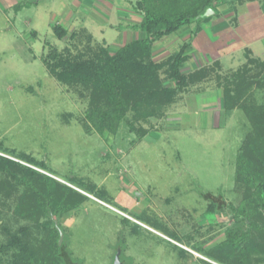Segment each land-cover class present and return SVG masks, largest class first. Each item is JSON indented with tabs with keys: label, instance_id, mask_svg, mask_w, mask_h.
<instances>
[{
	"label": "rangeland",
	"instance_id": "374dc122",
	"mask_svg": "<svg viewBox=\"0 0 264 264\" xmlns=\"http://www.w3.org/2000/svg\"><path fill=\"white\" fill-rule=\"evenodd\" d=\"M137 1L0 0V143L43 161L45 168L13 156L15 161L88 197L58 222L74 264H113L117 249L126 264H220L205 251L219 244L227 229L239 232L247 226L227 207L209 221L210 203L203 195L239 207L244 198V186L234 180L239 151L250 155L253 169H259L254 149L264 159V135L243 110L218 115L221 88L215 76L229 77L235 63L223 61L222 70H215L199 90L182 92L181 101L158 119L135 122L133 131L129 113L115 135L86 128L89 90L58 82L44 65L49 47L76 55L87 46L114 51L137 39L141 32L131 29L141 20ZM213 17L200 22L208 38ZM242 22L240 30L256 39L257 21ZM54 24L64 27L67 36L59 40ZM233 28L224 31L228 39ZM181 42L176 34L162 38L154 44L153 60L161 61L164 50L171 52ZM250 69L258 75V67ZM243 104L263 107L259 118L264 122V86L247 91ZM140 128L147 131L144 137L136 132ZM246 139H253L252 147L244 144ZM0 156L11 154L0 150ZM7 178L0 174V246H7L0 264L13 261L19 241L37 246L43 237L41 229L14 214L23 188ZM72 180L94 190L88 193ZM248 217L262 229L258 206ZM12 235L18 237L14 246L8 245ZM252 235L259 253L251 255V264H264L259 261L264 229Z\"/></svg>",
	"mask_w": 264,
	"mask_h": 264
},
{
	"label": "trees",
	"instance_id": "16d2710c",
	"mask_svg": "<svg viewBox=\"0 0 264 264\" xmlns=\"http://www.w3.org/2000/svg\"><path fill=\"white\" fill-rule=\"evenodd\" d=\"M216 3L222 5L226 0H138L135 10L140 13L141 20L131 26V29L141 32L137 39L114 51L102 45L93 51L87 46L88 48L82 50L84 53L80 51L76 55L57 52L55 48L49 47L44 65L58 82L79 85L89 90L91 102L84 117L88 123L86 128L91 127L99 135H115L120 123L131 113L129 129L133 131L135 122L158 119L189 85L206 80L213 72V68H201L188 75L182 73L187 58L184 48L189 47L190 41L179 52L164 60L154 61L152 54L157 41L174 34L181 27L194 24L191 35L197 34L200 31V22L218 14L219 6ZM14 8L18 11L21 5L16 4ZM207 9H211L213 14L203 17ZM52 30L59 40L67 36V31L59 24H54ZM255 66L259 68L258 75L253 76L250 67ZM216 80L222 89L224 110H243L253 129H259L260 134L264 135V122L259 118L263 112L260 109L263 107L243 104L247 91L253 86H264V60L249 59L242 69L224 79L216 75ZM167 82L170 85H166ZM136 132L141 133L142 137L147 133L141 128ZM252 140L246 139L244 144L251 146L249 142ZM0 150L11 154L9 157L0 156V174L4 178L8 177V181L10 179L15 187L23 188V192L17 197L14 214L31 222L43 233L37 246L30 244L29 240L28 243L24 241L21 245L19 241L15 245L18 237L10 236L8 245L11 243L10 245L18 248L10 264H68L69 261L74 264L58 222L65 214L81 207L89 200L88 197L20 164L14 157L45 168L43 161L7 150L1 143ZM254 150L252 151L256 155L259 171L257 168L253 169L252 158L243 149L236 157L234 180L244 186V198L239 207L227 206L209 193L203 195L210 203L206 210L209 221L213 215L227 207L234 217L247 226L245 231L239 232L227 229L224 239L205 251L208 257L220 264H251V255L259 253L257 244L252 241V233L254 230L264 229V159ZM72 182H76L88 193L94 190L80 181ZM103 194L104 191H101L99 196L103 198ZM255 206L263 213L262 229H258L248 217V213ZM59 232L63 235L60 245ZM24 235L28 236L27 233ZM6 248L7 246H0V252L4 253ZM120 261L121 264H126V261L121 260V255ZM259 261H264V257Z\"/></svg>",
	"mask_w": 264,
	"mask_h": 264
},
{
	"label": "crops",
	"instance_id": "0c3cea01",
	"mask_svg": "<svg viewBox=\"0 0 264 264\" xmlns=\"http://www.w3.org/2000/svg\"><path fill=\"white\" fill-rule=\"evenodd\" d=\"M229 1L231 2V4L229 2L227 4H223L221 8H218V14L214 15V17L211 19L210 24L208 23V29L206 30L207 32H209V35L212 32L213 36L210 35L211 37L208 38L207 34L205 33V29H203L202 27H200V31L194 36L191 35L193 25L181 27L174 33L181 39V44L177 46L175 45L176 49L171 50V52L164 50L163 54L166 53L167 55L162 60L168 58L174 53L179 52L181 48L188 41H190L189 47L184 48V55L187 57L181 70L184 75L193 73L201 68H213V72H211V75H213L215 70H222L223 61H226V63H229L230 65H233V63H235L234 66H232L233 68L229 69L233 70L229 71L230 74L233 72L235 73L242 66H244L241 65L243 62V64L248 63L249 59H258L260 61H263L264 0H237V2L234 1L236 5L232 4L233 0ZM242 21H244V23H246L247 21L248 23H254L255 21H257L256 39L251 38L248 34L245 33V31L240 30L243 24ZM231 28H233V32L230 31L229 36H231V38L228 39L227 35L224 34V31H229L231 30ZM139 35L141 36V34ZM241 57L243 59L242 63L240 62ZM216 64L217 66H215ZM211 75H209L206 80L200 83L189 85L186 90H189L190 88L199 90L201 88V85L206 84V82L211 79ZM216 75H219L221 77L219 73H216ZM215 81L217 82L216 76ZM217 87L219 88L218 84ZM180 99L181 98L178 96L176 102L173 105L181 101ZM218 109L220 110V113H218V115H228V112L223 108L222 89H220V94L218 97ZM234 110H232L231 112H233ZM222 111L224 113H222Z\"/></svg>",
	"mask_w": 264,
	"mask_h": 264
},
{
	"label": "water",
	"instance_id": "95a60500",
	"mask_svg": "<svg viewBox=\"0 0 264 264\" xmlns=\"http://www.w3.org/2000/svg\"><path fill=\"white\" fill-rule=\"evenodd\" d=\"M212 14H213V11L211 9H207L205 13L203 14V17H209ZM62 240H63V235L61 232H59V241H58L59 245L62 243ZM120 255H121V249H117L113 264H121ZM68 264H72V263L69 261Z\"/></svg>",
	"mask_w": 264,
	"mask_h": 264
}]
</instances>
